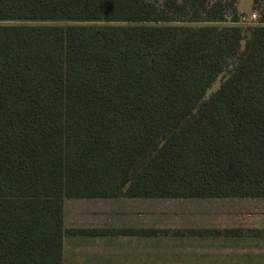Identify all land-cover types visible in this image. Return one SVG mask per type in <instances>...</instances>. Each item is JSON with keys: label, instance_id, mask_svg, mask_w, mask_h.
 Segmentation results:
<instances>
[{"label": "trees", "instance_id": "16d2710c", "mask_svg": "<svg viewBox=\"0 0 264 264\" xmlns=\"http://www.w3.org/2000/svg\"><path fill=\"white\" fill-rule=\"evenodd\" d=\"M236 3L0 0V264H88L64 198L264 194V0Z\"/></svg>", "mask_w": 264, "mask_h": 264}, {"label": "rangeland", "instance_id": "374dc122", "mask_svg": "<svg viewBox=\"0 0 264 264\" xmlns=\"http://www.w3.org/2000/svg\"><path fill=\"white\" fill-rule=\"evenodd\" d=\"M253 11V0H237L236 21L225 20L218 24L255 25L259 24L258 19L243 20L241 16L249 15ZM239 15V17H238ZM220 82V78L215 80L208 90L210 93ZM251 193L250 195H236L235 205L237 210L246 212V220L242 228L245 233L243 243L237 244L240 250L228 252L224 247H217L215 244L203 243L192 236L198 227L195 223L187 221L188 214L196 213L192 216L195 222L199 221L197 213L201 207L204 209L205 200L199 197H141L140 203L142 213L146 214L151 205L152 210L157 211L158 226L156 227L157 237L143 240L140 246V254L136 252L134 259L130 260L132 253L110 252L108 258L98 260H87L85 255L79 252L72 253L71 236L73 228H65L67 233V244L63 253L65 263H92V264H264V234L254 235L251 229H264V194ZM170 221L168 222L169 218ZM170 223V224H169ZM193 225V226H192ZM193 229V230H192ZM89 229H84L82 232ZM263 233V232H262ZM86 234V233H82ZM75 238V237H73ZM139 247L136 246V249ZM126 254H129L126 256ZM138 255L140 257L138 258ZM229 258H228V257Z\"/></svg>", "mask_w": 264, "mask_h": 264}, {"label": "crops", "instance_id": "0c3cea01", "mask_svg": "<svg viewBox=\"0 0 264 264\" xmlns=\"http://www.w3.org/2000/svg\"><path fill=\"white\" fill-rule=\"evenodd\" d=\"M199 198L205 200L204 209L201 207L197 213L199 221L192 219L196 213L188 214L187 221L195 223L198 229L213 232L196 233L192 238L196 237V240L215 244L217 247L222 246L229 250L228 252L239 251L240 247L236 245L243 243L244 236L218 233L224 229L242 228L246 220V212L237 210L235 196ZM139 200L141 197L64 198V227L73 228L71 231H75L68 236L71 237L72 253L79 252L85 255L87 260H98L108 258L110 252H118L120 247L121 252H134L130 260L134 259V254L141 252L143 240L150 241L152 237H157V232L142 234L140 230L156 229L158 226L157 211L152 210L150 205L149 211L143 214ZM165 217L169 218V222L171 217ZM84 229L89 231L82 232ZM66 237L67 233L63 236L62 255L67 244ZM137 245L139 250L136 249Z\"/></svg>", "mask_w": 264, "mask_h": 264}, {"label": "built area", "instance_id": "2783aa9c", "mask_svg": "<svg viewBox=\"0 0 264 264\" xmlns=\"http://www.w3.org/2000/svg\"><path fill=\"white\" fill-rule=\"evenodd\" d=\"M243 20H251V19H257L258 13L256 10H253L249 13V15H243L241 16Z\"/></svg>", "mask_w": 264, "mask_h": 264}]
</instances>
